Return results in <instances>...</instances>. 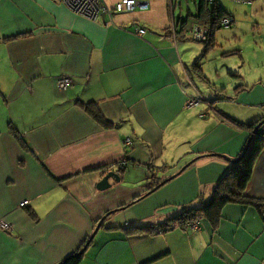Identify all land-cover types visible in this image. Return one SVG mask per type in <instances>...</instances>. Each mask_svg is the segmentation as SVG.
I'll return each instance as SVG.
<instances>
[{
  "label": "crops",
  "instance_id": "0c3cea01",
  "mask_svg": "<svg viewBox=\"0 0 264 264\" xmlns=\"http://www.w3.org/2000/svg\"><path fill=\"white\" fill-rule=\"evenodd\" d=\"M169 4L92 21L62 0H0V264H58L99 220L79 264H264V147L244 190L257 205L226 204L215 225L121 229L207 202L264 117L262 78L202 87Z\"/></svg>",
  "mask_w": 264,
  "mask_h": 264
},
{
  "label": "rangeland",
  "instance_id": "374dc122",
  "mask_svg": "<svg viewBox=\"0 0 264 264\" xmlns=\"http://www.w3.org/2000/svg\"><path fill=\"white\" fill-rule=\"evenodd\" d=\"M105 1L113 5L118 0ZM172 1L175 20L181 18L184 21L188 9L191 13L195 11L194 0ZM217 3L231 15L233 23L230 27H222L215 32L214 43L207 50H204L205 45L199 41L189 38L185 41L193 50L189 51L196 53L191 56V67L204 89L217 86L221 91L227 81H233L231 79L240 82V88L245 89L246 84L250 86L259 78L264 80V0H255L252 3L217 0ZM169 5V0H149V9L141 13L156 18ZM124 16L133 18L134 14ZM191 22L190 19L186 21L187 30ZM199 71L203 73L202 77H198Z\"/></svg>",
  "mask_w": 264,
  "mask_h": 264
},
{
  "label": "trees",
  "instance_id": "16d2710c",
  "mask_svg": "<svg viewBox=\"0 0 264 264\" xmlns=\"http://www.w3.org/2000/svg\"><path fill=\"white\" fill-rule=\"evenodd\" d=\"M233 1L252 3L255 0ZM194 5V13H191V11L188 9L185 20H193L194 24L199 25L206 31L205 40L201 43L205 45L204 50H207L214 43L215 32L222 28L220 22L224 18H229L231 20V26L233 19L231 15L217 3V0H194ZM185 20L182 23H185ZM83 108L101 125L105 127L111 126V123L108 122L99 111L96 103L89 102L84 104ZM263 119L264 117L250 124L247 126V129L252 131L254 127H256V125H258ZM260 126L258 127V130ZM263 147L264 140L262 138V132H257L250 138L249 142L246 143L243 152L238 157L239 160L236 162L230 161V167L213 189L211 198L207 202H204L199 208L183 210L174 217L159 224L123 227L121 229L123 230L124 234H156L159 232H166L175 227L186 229L202 219H205L212 225H215L221 208L226 204L238 203L257 205L256 201L249 200L244 196V190L250 180L254 163ZM150 191L151 189H149L148 192ZM262 217L264 220V211H262ZM88 239L76 252L68 255L58 264H79L83 257L85 251L83 249L86 246Z\"/></svg>",
  "mask_w": 264,
  "mask_h": 264
},
{
  "label": "built area",
  "instance_id": "2783aa9c",
  "mask_svg": "<svg viewBox=\"0 0 264 264\" xmlns=\"http://www.w3.org/2000/svg\"><path fill=\"white\" fill-rule=\"evenodd\" d=\"M62 2L76 14L92 21H96L104 16L111 18L115 14L132 12L137 8L140 10H146L148 8V0H118L113 5H109L105 0H62ZM230 23L231 20L229 18H224L220 22V25L228 28ZM135 32L141 36L144 33V29L136 27ZM188 34L190 39L199 42L204 41L206 37V31L194 23L190 25ZM70 84L71 80L68 77L60 76L57 78L56 85L61 91L65 90ZM198 102V99H189L187 105H196ZM125 144L129 145V140H126ZM27 203L24 200L20 203V206H24ZM0 227L6 231L10 229L9 224L2 221H0Z\"/></svg>",
  "mask_w": 264,
  "mask_h": 264
},
{
  "label": "water",
  "instance_id": "95a60500",
  "mask_svg": "<svg viewBox=\"0 0 264 264\" xmlns=\"http://www.w3.org/2000/svg\"><path fill=\"white\" fill-rule=\"evenodd\" d=\"M261 125V126H260ZM260 126V128L262 129V130H264V119L258 124V125H256V127H254V129L251 131V134H250V137H249V139H248V141H247V143L249 142V140H250V138L253 136V135H255L256 133H257V130H258V127ZM261 129H259V132H261ZM220 156H222V155H220ZM223 157V156H222ZM239 160V158H237V159H235V160H230L229 159V161H231V162H236V161H238ZM111 175H115V173H110ZM108 176V175H107ZM109 177V176H108ZM106 180V179H105ZM100 224H101V221H99L98 222V224L96 225V227H95V229L93 230V232L91 233V235H90V237H89V239H88V241H87V243H86V246L89 244V242L93 239V237H94V235H95V233L97 232V230L99 229V226H100ZM86 246L84 247V249L86 248ZM83 249V250H84Z\"/></svg>",
  "mask_w": 264,
  "mask_h": 264
},
{
  "label": "flooded vegetation",
  "instance_id": "af4514ba",
  "mask_svg": "<svg viewBox=\"0 0 264 264\" xmlns=\"http://www.w3.org/2000/svg\"><path fill=\"white\" fill-rule=\"evenodd\" d=\"M259 129H261V128H259ZM263 131H264V130L261 129V132H263ZM257 132H259V130H258Z\"/></svg>",
  "mask_w": 264,
  "mask_h": 264
}]
</instances>
